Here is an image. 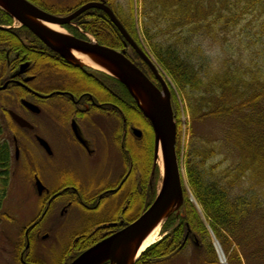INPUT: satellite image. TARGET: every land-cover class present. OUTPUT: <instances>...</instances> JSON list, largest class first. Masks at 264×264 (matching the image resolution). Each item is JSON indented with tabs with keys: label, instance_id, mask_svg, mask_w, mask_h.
Segmentation results:
<instances>
[{
	"label": "trees",
	"instance_id": "obj_1",
	"mask_svg": "<svg viewBox=\"0 0 264 264\" xmlns=\"http://www.w3.org/2000/svg\"><path fill=\"white\" fill-rule=\"evenodd\" d=\"M107 2L111 4L112 0ZM128 4L127 11L111 5L129 34L144 48L138 40V31L142 33L149 52L177 88L172 101L178 158V96L189 118L184 158L188 188L184 186V203L165 220V235L147 247L136 264H174L188 246L193 247L198 264H220L210 229L228 264H264V0H140L139 28L134 18V0H128ZM93 12L96 17L88 25L80 24L93 32L100 44L123 47L124 36L117 26L101 10ZM100 19L105 24H98ZM13 23L14 18L0 8V74L7 68L6 50L12 56L19 53L17 62L26 58L38 60L36 66L44 65L43 59L23 49L26 44L20 40L24 35H35L26 26L8 27ZM35 43L38 48L51 51L36 36ZM51 53L53 59L47 60L59 65L67 63L56 52ZM149 73L155 79L150 70ZM52 75L58 76L56 72ZM109 77L128 99L132 113L141 116L149 127L140 140L150 141V165L142 182L145 199L134 202L135 210L125 217L121 228L140 216L157 195L155 177L150 184L154 132L126 86ZM16 92L19 97L26 95L24 89ZM6 108L0 105V208L12 180V149L4 134L2 112L12 127L14 122ZM129 124L141 128L130 120ZM158 171L156 168L155 173ZM101 239L103 236L98 235L87 246Z\"/></svg>",
	"mask_w": 264,
	"mask_h": 264
},
{
	"label": "flooded vegetation",
	"instance_id": "obj_2",
	"mask_svg": "<svg viewBox=\"0 0 264 264\" xmlns=\"http://www.w3.org/2000/svg\"><path fill=\"white\" fill-rule=\"evenodd\" d=\"M29 1L45 10L50 7L45 0ZM92 1L105 2L113 9V6L107 0H85L82 3ZM91 9L101 10L109 17L103 9ZM91 9L88 10L90 13L93 12ZM74 20L71 24L65 26L68 33L79 39L96 40L99 43L97 36L80 24V22L86 23L83 19L80 18L78 22ZM112 23L114 24L113 21ZM9 27L15 28L16 25H9ZM107 33L112 35L110 32ZM35 36L41 41L43 47L44 45L48 47L37 35ZM35 36L29 34L21 37L22 41L24 37L27 38V41L24 40L23 43L27 46L30 45L31 51L34 50V44L37 46ZM48 49L54 51L50 47ZM118 50H125V54L152 81L156 84L159 82L154 72L152 73L157 82L151 77L149 73L151 67L131 44L126 43L125 38L123 47ZM41 51L49 59H53L51 51L46 48L41 49ZM6 52L7 68L4 73L0 74L3 79V81H0V86L6 83L7 86L0 89V91L14 88L16 99L24 108L29 110L22 103L23 99L39 107L38 112L29 110L34 115H42L45 111L49 112L44 124L45 129L42 132L35 121L26 118L32 127H21L13 120L18 127L26 130L27 138L25 137L26 139L23 140L27 144H33L43 155V160L40 163L35 160V153L29 148L27 151L29 159L25 165L27 172L35 180V184L39 179L45 186L43 193H38V215L29 219L22 228L16 263L69 264L80 253L92 246L88 247L81 244L84 237H90L89 233L85 232L90 229L86 223L91 221L94 216L97 219L96 224L98 226L96 228H99L96 230L94 228L93 231H100V235L104 238L121 229L120 226L124 225L125 217L135 210V207L125 204L122 213H120L121 203L119 199L121 198V201H124L125 197L132 194L133 187L137 184L142 185L144 175L136 174L135 171L132 173L130 154L132 143H140L144 133L142 131L141 136L135 134L133 131L135 126L129 124V117L125 113L127 110H120L119 103L115 102L114 97H110L104 91L85 82L84 87L79 90L70 88L69 82L55 84V82L60 81L56 80L58 76L52 75L56 71L40 72L37 69L40 66H36L37 62L34 59L22 58L17 62L15 58L19 57L18 52L13 56L10 55L9 50H6ZM50 60H44V64L52 62ZM65 61L67 63L61 64L64 68L85 75L95 81L97 86L109 90L114 95L115 84L109 77L111 75L92 70L88 66H78L67 60ZM16 89H24L29 99L26 96L19 97ZM119 96L122 98L120 101L128 106V99L123 97L122 93ZM6 109L10 114L12 109L8 107ZM4 134L7 138L6 131H4ZM10 143L12 149L11 164H13L14 160L18 161L20 159L23 149L19 138L14 133ZM154 163L153 160L150 175L151 185L154 180L152 174L156 172V169L154 171ZM74 210L81 217V224L84 223L82 227L85 228L80 232L79 229H76L77 231L71 234L69 242L65 243L64 238H62L63 231L60 226L54 225L53 222L58 216L65 217L70 211ZM115 212L119 214L114 216ZM112 218L118 220H109ZM52 219L53 222H51Z\"/></svg>",
	"mask_w": 264,
	"mask_h": 264
},
{
	"label": "water",
	"instance_id": "obj_3",
	"mask_svg": "<svg viewBox=\"0 0 264 264\" xmlns=\"http://www.w3.org/2000/svg\"><path fill=\"white\" fill-rule=\"evenodd\" d=\"M92 7L106 11L124 36L126 43L131 44L149 64L160 82V87L125 54V50L101 45L96 40L79 39L70 33L45 24V22L57 26L71 24L76 17ZM0 8L10 14L14 20L20 22L22 26L29 28L48 47L70 63L88 66L77 59L74 51L88 55L96 69L115 77L126 86L140 110L150 121L154 132V171L157 167L160 149L164 160L162 184L153 203L135 220L96 242L69 263L136 264L143 252L140 251V248L152 229L161 221L165 222L172 213L178 212L184 203L183 173L177 153V123L168 82L160 73L152 57L137 44L114 10L105 2H87L68 15L51 13L29 0H0ZM6 86L7 83L0 86V89H4ZM22 103L29 110L39 111L36 104L26 99H23ZM10 115L21 127H32L30 122L17 112L10 110ZM133 131L138 136L142 135V130L137 127H133ZM40 140L43 141L42 138ZM36 186L38 193L42 194L45 186L39 179H37ZM210 232L220 262L224 264L221 256V252L224 255L222 247L211 229ZM189 233L190 230L185 240Z\"/></svg>",
	"mask_w": 264,
	"mask_h": 264
},
{
	"label": "rangeland",
	"instance_id": "obj_4",
	"mask_svg": "<svg viewBox=\"0 0 264 264\" xmlns=\"http://www.w3.org/2000/svg\"><path fill=\"white\" fill-rule=\"evenodd\" d=\"M45 1H46L47 5L50 6V8L57 11L55 13L57 15L71 14L72 12H74L75 10H77L78 8H80L81 6L86 4V3H82L85 0H45ZM92 2H96V1H92ZM139 2H140V0H134V18H135L136 24L138 23L137 24L138 28L140 26ZM112 3L115 7H117V8L122 7L123 9H125V11H127L129 6H130L128 4V0H112L111 4ZM92 8H96V7H92ZM89 9H91V8H89ZM89 9L85 10L82 13L83 15L80 14L78 16V17L81 16L83 21L84 20L86 21L87 25H88L87 20H92L93 18L96 17L95 16L96 12L90 13L88 11ZM64 10H67L68 12L66 13V11H65V13H63ZM91 10L94 11L96 9H91ZM87 13H89V14H87ZM78 17H76V18H78ZM99 21H102V22H98V24H100V23L105 24L103 19H100ZM94 23L96 24V22H94ZM13 25H16V28L21 27L20 22H18L16 20H14ZM103 28L104 27H101V30ZM59 29H60V31H64V32L68 33L65 26H59ZM138 36H139L138 40L141 42V44L144 47V48H142V47L141 48L146 53L150 54V56L155 61L156 65L158 66L160 73L163 75V77L168 82V87L170 88V91H171V100H173L172 94L177 89L175 83L173 82L172 78L167 74V72L158 64L154 55H152L149 52L150 50L146 46V44L144 42L143 35L140 31H138ZM20 40L22 41L21 38H20ZM24 40L27 41V38L24 37L23 41ZM29 46L30 45H28V46L25 45V46H23L24 47L23 49L26 52H31L32 55L36 56L37 59H43V60L49 59L48 56H46L44 53H42L41 49L38 48L35 44L33 46V49H34L33 51L30 50ZM0 54H2V44H0ZM36 61H38V60H36ZM47 61H49V60H47ZM47 63H49V64H47ZM47 63H45L43 66H41L39 64L40 68L38 67L37 69H38V71L45 72V73L47 71H50V72L56 71V73L58 75L56 80H60V81H58V82L53 81V82H55V84H63V83L69 82L70 88H72L73 90H79L80 88L84 87L83 84L86 83V84H89V85H91V86H93V87H95L101 91H104V93L109 94L110 97H114L115 102L119 103L118 106L120 107V110H125V111L127 110V112H125V113L129 117L128 122L130 120V121H133L134 123H138L141 126V128H139V129H141L143 131V133H144V131H146L147 133L149 132V127L147 126L145 121L141 118V116L137 117L134 113H132V110L130 109V105L126 106L127 105L126 103L124 104L122 101H120V100H122V98L119 96L121 91H119V89L117 87H114L115 93H114V95H112L111 92H109V90H107L105 88H100L99 86H97L95 84V81L91 80L90 78L86 77L85 75H82L81 73H79L77 71L73 72V71L67 70L62 65L54 64V62H47ZM55 65H59V66H55ZM57 68H59V69H57ZM2 69H3V67H1V70ZM91 69L98 71V72H103V71H100V70L93 68V67H91ZM149 70H150V68H149ZM150 71L153 72L152 69ZM14 90L15 89L13 88V89H6V90L0 91V105L1 104L5 105L6 107H8V108L16 111L17 113L21 114L25 118L32 120L33 122L35 121L36 124L38 125L40 131L42 132L45 129L44 124L46 123V119L48 117L49 112L45 111V113L42 115H34V113H32L29 110H27L26 108H24L23 105H21L17 101L16 93L14 92ZM118 92H120V93H118ZM130 95H131V93H130ZM178 97H179L178 99L180 102L179 103V107H180L179 116L181 119V133H180V143H181L180 154H181V158H179V160H180V164L182 166L183 189H184V186L188 188V180H187L186 170H185V166H184V158H185V153H186V148H187L188 127H189L188 120H189V118H188V114H187V111L185 108V104L183 103L181 96H178ZM26 98L29 99V96L28 97L26 96ZM172 106H173V101H172ZM8 114H9V112H8ZM4 117L6 118V115L3 111L2 112V118H3V121L5 123L4 126H5V131L7 134V138L11 141L12 137H13V133L16 134V136L19 138V141H20V144L22 146L23 151H22L20 159L18 161L14 160V162L12 164L13 175H12V180L10 183L9 192H8V195L5 199L2 207L0 208V264H17L16 263L17 257H18L17 248L21 242L22 228L26 225V223L29 219L35 218L39 213L38 207H37V201H38L37 186L35 184V180L33 179V177L30 176L31 174L29 172H27L26 165H25V163L29 159L27 151L30 148L35 153V155H34L35 160L39 161L40 163L43 160V158H42L43 155L38 151V149L36 147H34L33 144H30V143L27 144V142L25 140H23V139L27 138V136H26L27 133H26L25 129H21L20 127H18L17 124L13 121L12 117L10 116L12 121L14 122V127H12L10 122L8 120H6ZM10 125L12 128L10 127ZM12 129H13V132H11ZM21 130H24V131H21ZM148 139H149V137H148ZM149 144H150V141L147 139L142 141V143H136V144L132 143V146H131L132 151L130 154L131 155L130 159L132 161V168H131L132 173L135 171L136 174L140 173V175H142V176L147 173V170H148L147 167L150 165V161L148 159V155H149L148 146H149ZM153 160L155 162L154 151H153ZM152 165H153V162H152ZM157 168L159 169L158 173L152 174V176L156 178L155 179L156 180V188H157V192H158V190L160 189L161 184H162L163 172L161 171L158 163H157ZM45 184H47V183H45ZM49 184L51 185V183H49ZM132 190H133L132 194H130V196L125 197L124 201H121V198L119 199V202L121 203V210H120L121 212L120 213H122L125 204H130L131 207H135L134 202H137L143 198L145 199L146 192H145V189L143 188L142 185L137 184L135 187H133ZM95 202H96V200L94 201V203ZM97 203L99 204L100 202H97ZM118 214L119 213L115 212L114 216L115 215L117 216ZM80 218L81 217L79 215H77L76 211L74 210V211H70V213L68 215H66L65 217H59L58 216L56 218V220H54V222L52 219L51 222H53L54 225L60 226L61 230L63 231L62 232V238H64L65 243H68L70 240L71 234H73L75 231H77L76 229H79L78 231L80 232L83 230V228H85V227H82V225L84 223L81 224ZM96 222H97V219L94 216L91 221L86 223V224H88V226L87 225L86 226L90 229H89V231H85V232L86 233L88 232L90 237H88V238L84 237L82 239L83 242L80 241V242H82L81 245L85 246V245L92 243V241L95 240V238H97L98 235H100V231L95 232V230L99 228V227L96 228L98 226L96 224ZM163 224L161 226V234H160L161 237H160V239L165 235L162 233ZM94 228H95V230L93 231ZM92 232H93V234H92ZM143 252H142V254H143ZM142 254H141V256H142ZM194 254L195 253H194L193 247L188 246V248L186 249L185 252H183L180 256L178 255L177 260L174 262V264H198L197 261L195 260Z\"/></svg>",
	"mask_w": 264,
	"mask_h": 264
},
{
	"label": "bare ground",
	"instance_id": "obj_5",
	"mask_svg": "<svg viewBox=\"0 0 264 264\" xmlns=\"http://www.w3.org/2000/svg\"><path fill=\"white\" fill-rule=\"evenodd\" d=\"M44 23V22H43ZM46 25H48L51 28L59 29V26L54 25V24H47L45 22ZM75 56L77 57V59L83 61L84 63H86L88 66H91L93 68H95V64L89 59L88 55L80 52V51H74ZM157 163L160 166V169L162 172H164V160H163V155H162V150L160 149L159 151V155H158V159H157ZM164 222H160L159 224H157L152 231L149 233V235L147 236V238L145 239L144 243L142 244L140 251H144L147 247H149L151 244L155 243L156 241H158L161 237V226ZM221 256H222V260L224 264H227V261L223 255V253L221 252Z\"/></svg>",
	"mask_w": 264,
	"mask_h": 264
}]
</instances>
